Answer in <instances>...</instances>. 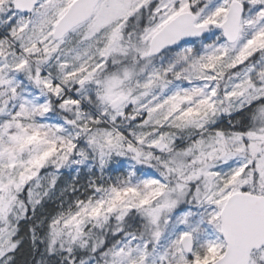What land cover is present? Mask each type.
<instances>
[{"label":"snow or ice","instance_id":"snow-or-ice-1","mask_svg":"<svg viewBox=\"0 0 264 264\" xmlns=\"http://www.w3.org/2000/svg\"><path fill=\"white\" fill-rule=\"evenodd\" d=\"M0 264H264V0H0Z\"/></svg>","mask_w":264,"mask_h":264}]
</instances>
